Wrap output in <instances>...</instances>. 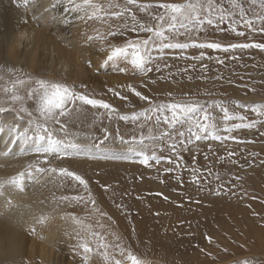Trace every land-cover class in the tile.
Instances as JSON below:
<instances>
[{"label": "rangeland", "instance_id": "1", "mask_svg": "<svg viewBox=\"0 0 264 264\" xmlns=\"http://www.w3.org/2000/svg\"><path fill=\"white\" fill-rule=\"evenodd\" d=\"M98 2L106 7L110 0ZM112 2L123 4L124 0ZM141 2L155 5L158 0ZM166 2L183 3L185 0ZM238 2L243 4L244 19L252 20V28L245 26L233 0H213L216 9L222 8L225 13L235 12L236 15L226 18L222 23L205 24L195 31L178 28L173 42H220L225 45L264 43V31H261L264 28V19H261L264 18V0ZM133 11L139 22L151 25L152 17L163 10L153 7L143 12L133 7ZM85 22L89 31L84 35L86 41H89V35L95 36L97 30L103 34L110 27L117 34L107 37V40L115 46L149 35L140 31L133 32L127 15L125 20L112 18L105 23L103 20L86 19ZM125 22L129 27L123 30ZM239 32H244V36L238 35ZM93 41L95 57L105 67L107 74L117 70L116 64L124 65L130 71V55L117 56L105 65L102 61L108 55V45L99 40ZM201 51L205 53L203 59L199 58ZM100 52L102 54L99 55ZM151 57L149 66L153 71L146 76L134 68L128 76L112 75V87L107 85V88H103V82L97 78V88L87 86L86 91L108 100L121 110V114L139 112L148 106L127 87L131 84L137 91L150 95L158 102L196 100L207 104L220 100L225 102L231 114L243 115L246 119L224 122L219 107H215L211 110L217 117L216 134L224 137L223 140H214L210 136L208 139L193 140L186 148L179 149L182 159L171 152L167 147L169 141L166 140L165 146L162 150L158 149L157 154L171 157L175 163L162 160L160 164L150 161L149 165L141 164L139 157L128 154L129 145L119 139L121 135L126 141L133 135L138 139L143 120L120 121L115 116L109 120L106 115L100 114L104 110L97 111L90 106L83 109L79 118L68 119V139L80 144H99L107 128L112 135L102 148L111 149L121 157L127 155V158L93 160L79 156L58 160L54 156L50 157L53 165L68 167L85 175L97 206L111 219L104 217L101 220L95 213L90 215V205L85 207L60 199L64 195L84 194L75 182L62 181L58 176L48 174L38 175L34 177L35 180L26 179L25 192L42 204L39 210L44 211L41 214L59 216L60 224L56 226L57 221L54 222L57 229L55 245L48 243L47 246L53 253L61 255L62 263L47 264H86L78 249L77 232L81 229L74 220L66 218V214L72 213L94 228L98 227V221L102 222L108 242H116L115 235H112L115 233L135 255L153 264H237L245 259L248 264H264V116L258 115L264 109L257 107L264 105V49L252 47L224 51L199 47L184 50L155 47L151 49ZM219 60H223V64ZM202 65H206V68H202ZM157 66L159 72L156 71ZM2 68L0 99L7 98L3 89L11 88L17 79L26 81L23 85H17L21 94L25 95L36 86V78L66 82L59 77L51 79L9 65H3ZM9 68L16 71L10 72ZM101 73L102 70H98L94 74L100 77ZM75 84L79 86L81 83ZM110 88L119 91L121 96L127 95L128 99L115 96L109 91ZM168 93H172V96L169 97ZM28 106L33 108L34 103L29 101ZM3 107L17 114L18 105L4 104ZM20 116L28 119L24 113ZM252 120L257 122L254 128H238L231 132L225 130L234 123H248ZM152 126L151 122L145 123V135ZM231 136L236 139H229ZM230 152L235 155L229 156ZM32 154L30 151L27 154L29 163L39 159L37 154ZM41 166L47 165L41 161ZM165 168H172L173 171L166 173ZM217 175L219 180L216 179ZM194 176L198 179H193ZM237 176L242 179L237 180ZM217 191L221 194L216 195ZM252 196L257 199L253 200ZM253 212L258 215H253ZM209 236L213 238L211 243L206 239ZM225 248L227 251H224ZM117 258L123 259L118 253ZM36 264H41L38 259ZM87 264H104V261L94 255Z\"/></svg>", "mask_w": 264, "mask_h": 264}, {"label": "snow or ice", "instance_id": "2", "mask_svg": "<svg viewBox=\"0 0 264 264\" xmlns=\"http://www.w3.org/2000/svg\"><path fill=\"white\" fill-rule=\"evenodd\" d=\"M23 2L26 4L28 0H23ZM68 3L71 11L83 13L82 19L103 20L107 23V20L112 18L125 20L127 15L130 17L131 30L133 32L140 31L149 34L144 38L129 40L122 46L112 45L107 40V37L117 34L111 27L103 34L97 30L95 36L89 35L87 37L89 41L99 40L103 44L108 45V55L102 61L104 64H108L117 56L130 55L131 65L145 76L153 71V68L149 65L152 60L151 49L155 47L181 50L199 47L200 49H223L224 51L252 47L264 49V43H231L225 45L220 42H173L175 38L174 34L178 31V28L195 31L205 24L222 23L226 18L236 15L235 12L225 13L222 8L216 9L213 0H185L183 3L158 0L155 5L152 3H142L141 0H124L123 4L110 0L106 7L104 4L98 2V0H68ZM233 4L239 10V16L243 19L245 26L252 28V20L244 19L245 11L243 4L238 2V0H233ZM133 7L143 12L153 7L162 9L163 11L159 15H154L152 17L153 24L148 25L137 20V14L133 11ZM128 27L129 24L125 22L123 30H126ZM233 30H235L234 25ZM261 31H264V28H261ZM238 35L244 36V32H239ZM204 57L205 53L201 51L199 58L203 59ZM218 62L223 64V60H219ZM87 65L92 67V61L88 60ZM166 67L168 66L166 65ZM201 67L206 68V65H202ZM0 70H3V68L0 67ZM8 71L15 72L16 70L9 68ZM121 71L126 72L127 69L122 68ZM156 71H160L158 66L156 67ZM25 83V80L17 79L13 82L11 88L3 89L7 98L0 99V112L7 110L3 107L4 104H9L18 105V116L21 113L26 114L28 117L27 127L21 130L16 123H13L10 127L16 130V138L23 139L28 145V151L21 149L19 155H27L30 151L33 154H37L39 159L33 163H29L15 175L0 180V197L5 196V189L8 187L19 192H24L27 178H34L37 175L44 174L56 175L62 181L70 180L75 182L84 192L83 195H64L60 199L69 203L83 204L85 207L90 205L89 214L95 213L101 220L104 217H108V214L101 211L97 206V201L90 189L89 180L85 175L78 171L70 170L68 167H57L50 160V157L53 156L58 160L79 156L93 160L127 158V155L121 157L111 149L102 148L105 141L112 135L107 128L104 129V137L100 140L99 144H80L73 139L67 138L70 135L67 123L68 119L79 118L86 106H90L97 111L104 110L100 114L106 115L109 120L115 116L120 121H144V123L140 124L141 133L138 139L133 135L130 140L126 141L124 136H119L122 143L129 145L127 153L139 157V162L144 165H149L150 161L160 164L162 160L175 163L171 157L157 154L158 149L162 150L165 146L164 141L166 140L169 141L167 147L172 153L177 155L178 159H182L179 156V149L186 148L193 140L208 139L209 136L214 140H223L224 137L216 134L217 117L211 110L215 107H219V111L223 114L222 120L224 122L234 119L244 121L246 119L243 115L234 116L231 114L228 107L225 106V102L220 100H213L207 104H202L196 100L158 102L153 100L150 95H144L142 92L137 91L131 84L127 85V87L148 106L139 112L132 111L130 114H121V110L108 102V100L98 98L95 93L87 92V85L83 83L77 86L75 83L69 84L58 80L36 78L34 80L36 86L28 90L26 95L21 94L17 88V85ZM109 91L123 100L128 99L127 95L121 96V93L115 89L110 88ZM167 95L171 97L172 93H168ZM29 101L34 103L33 108H29ZM236 103L239 104V102ZM257 107L264 109V105H257ZM258 115L264 116V111H260ZM20 118L23 119V116H20ZM148 122H151L153 126L148 128V134L145 135L143 129L145 123ZM256 123L254 120L248 123H234L230 128H226L225 130L231 132L233 129L238 128H254ZM161 125H165V127H160ZM0 131H3V128H0ZM229 139L235 140L236 137L231 136ZM157 142L160 143L157 144ZM2 155L7 158L13 154L8 150L3 152ZM232 155H235V153L230 152L229 156ZM41 161L47 166H41ZM164 171L166 173L172 172L173 169L165 168ZM193 179H198V177L194 176ZM216 179L219 180V175H217ZM236 179L239 180L242 177L237 176ZM220 194V191L216 192V195ZM164 198L167 199V197ZM251 198L253 200L257 199L255 196ZM13 203L10 198H5L7 206L11 207ZM249 207L251 206L249 205ZM253 215L258 214L253 212ZM66 218L74 220L81 229V231L77 232L78 249L81 251L86 264L94 255L100 256L104 264H153V262L135 255L121 242V237L115 233H112V235H115L116 242H108L105 235V225L102 222L98 221V227L94 228L92 224L85 223L75 213L66 214ZM51 219L52 217L48 214L37 216L34 223L29 227L30 232L35 233L36 225H46ZM108 219H111V217H108ZM206 239L211 243L213 238L209 236ZM224 251H227V248ZM117 253L123 259L117 258ZM209 255L211 256L212 254L209 253ZM237 264H248V262L245 259L242 262L238 261Z\"/></svg>", "mask_w": 264, "mask_h": 264}, {"label": "bare ground", "instance_id": "3", "mask_svg": "<svg viewBox=\"0 0 264 264\" xmlns=\"http://www.w3.org/2000/svg\"><path fill=\"white\" fill-rule=\"evenodd\" d=\"M82 16L83 13L70 10L68 0H28L26 4L23 0H0V67L26 69L51 79L59 77L71 84L87 83L90 88H97L96 79L100 78L103 88L112 87V75L128 76L134 66L122 72L124 65L116 64L117 70L107 74L95 57L94 41L85 40L84 35L89 31L86 18ZM20 32H26L27 38L23 46L17 48L15 42ZM88 60L92 61V67L87 65ZM98 70H102L100 77L94 74ZM13 123L21 130L28 126L27 120L15 112H0V128H3L0 131V180L23 170L30 159L29 155H19L21 149L28 151V145L16 138V130L10 127ZM8 150L13 155L5 158L2 153ZM6 197L14 202L11 207L5 204ZM41 206L25 191L5 189V196L0 197V264H21L22 261L36 264L37 259L41 264L62 263L61 255L47 246L48 243L55 245L54 222L57 221L56 226L60 224L59 216H51L46 225H36L35 233L29 230L35 218L43 213L44 209L39 210Z\"/></svg>", "mask_w": 264, "mask_h": 264}, {"label": "clouds", "instance_id": "4", "mask_svg": "<svg viewBox=\"0 0 264 264\" xmlns=\"http://www.w3.org/2000/svg\"><path fill=\"white\" fill-rule=\"evenodd\" d=\"M27 38V33L26 32H20L17 34V40L15 42V47L19 48L23 46V42Z\"/></svg>", "mask_w": 264, "mask_h": 264}]
</instances>
